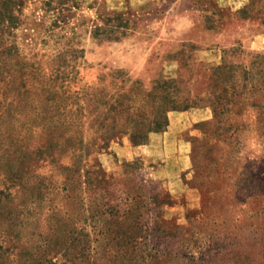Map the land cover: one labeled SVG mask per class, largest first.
I'll return each instance as SVG.
<instances>
[{
    "label": "rangeland",
    "instance_id": "obj_1",
    "mask_svg": "<svg viewBox=\"0 0 264 264\" xmlns=\"http://www.w3.org/2000/svg\"><path fill=\"white\" fill-rule=\"evenodd\" d=\"M11 1L0 264H264V0Z\"/></svg>",
    "mask_w": 264,
    "mask_h": 264
},
{
    "label": "trees",
    "instance_id": "obj_2",
    "mask_svg": "<svg viewBox=\"0 0 264 264\" xmlns=\"http://www.w3.org/2000/svg\"><path fill=\"white\" fill-rule=\"evenodd\" d=\"M13 2L11 0L5 1V0H0V33L2 32V25L4 24V21H6V26H12L14 21H15V16L13 15L12 12V7ZM0 46H3V42L0 40ZM5 67V62L0 59V76L3 74V68ZM20 68V67H18ZM6 77L7 79V84L9 86L16 85L17 82H20L21 76L24 74L20 69H16L13 72L6 71ZM1 92L6 94L5 89H3Z\"/></svg>",
    "mask_w": 264,
    "mask_h": 264
}]
</instances>
